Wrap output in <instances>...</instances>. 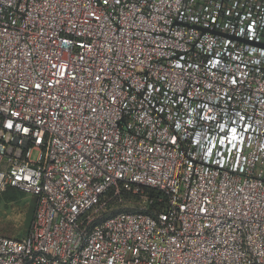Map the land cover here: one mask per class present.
<instances>
[{
  "label": "built area",
  "instance_id": "1",
  "mask_svg": "<svg viewBox=\"0 0 264 264\" xmlns=\"http://www.w3.org/2000/svg\"><path fill=\"white\" fill-rule=\"evenodd\" d=\"M6 187L0 264H264V0H0Z\"/></svg>",
  "mask_w": 264,
  "mask_h": 264
},
{
  "label": "rangeland",
  "instance_id": "2",
  "mask_svg": "<svg viewBox=\"0 0 264 264\" xmlns=\"http://www.w3.org/2000/svg\"><path fill=\"white\" fill-rule=\"evenodd\" d=\"M34 156V153H33ZM117 199V197H116ZM18 202H4L0 200V234L6 236H23L27 233L33 219L36 206V197L23 194ZM135 198L120 200L116 207L119 209H131L137 205Z\"/></svg>",
  "mask_w": 264,
  "mask_h": 264
},
{
  "label": "trees",
  "instance_id": "3",
  "mask_svg": "<svg viewBox=\"0 0 264 264\" xmlns=\"http://www.w3.org/2000/svg\"><path fill=\"white\" fill-rule=\"evenodd\" d=\"M147 193L153 197V196H156L157 193L153 190H147ZM23 194H25L24 192L18 190V189H15V188H12V187H6L3 191H0V200L8 203V202H18L17 200L20 199L21 197H23ZM111 194V193H110ZM118 198L120 200H124V199H131L133 198V196H131L129 193H122L119 195V197L114 198L112 199L110 202H109V208H110V211L112 213L114 212H117V211H121V210H128V209H119L118 207H116V204H117V201H118ZM134 199V198H133ZM21 236H15V238H19Z\"/></svg>",
  "mask_w": 264,
  "mask_h": 264
}]
</instances>
